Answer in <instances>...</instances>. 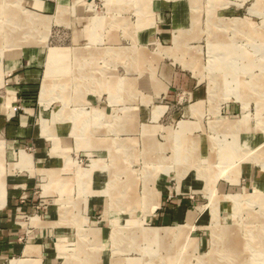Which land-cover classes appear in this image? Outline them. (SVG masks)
I'll return each instance as SVG.
<instances>
[{
  "label": "rangeland",
  "instance_id": "rangeland-1",
  "mask_svg": "<svg viewBox=\"0 0 264 264\" xmlns=\"http://www.w3.org/2000/svg\"><path fill=\"white\" fill-rule=\"evenodd\" d=\"M40 1L48 8L0 0V94L6 57L32 47L42 60L48 47H67L74 59L88 42L101 49L103 83H119L116 98L102 93L98 105L65 101L79 89L62 75L48 103L39 100L40 77L24 91L33 108L104 113L100 132L49 137L53 154L67 161L65 178L46 185L52 219L66 227L54 236L56 264H264V0ZM73 73L94 77L82 64ZM131 114L133 132L112 130ZM89 135L96 143L86 144ZM8 141L0 133L2 185L18 171ZM100 169L109 178L92 190L91 173ZM78 170L88 173L85 191ZM166 199L181 207L177 217L163 213Z\"/></svg>",
  "mask_w": 264,
  "mask_h": 264
},
{
  "label": "crops",
  "instance_id": "crops-1",
  "mask_svg": "<svg viewBox=\"0 0 264 264\" xmlns=\"http://www.w3.org/2000/svg\"><path fill=\"white\" fill-rule=\"evenodd\" d=\"M26 1L41 8L49 6L48 3L40 0ZM168 30V27L162 24L160 36L167 38ZM81 36V38L88 39L92 35L85 34L83 36L82 34ZM88 41L90 40L88 39ZM40 52L42 51L35 47L11 52L2 66L6 85L3 93L0 94V133L9 137V159H15L14 164H18L19 167L17 166L16 173H10L6 177L4 185L0 182V264H30L34 260L37 261V264H56L53 248L54 236H63L66 227L52 219L54 211L50 204V192L46 185L50 181L65 178L59 177V172L67 161L65 156L53 154L52 148L55 147H50L49 137L50 134L58 133L63 140H66L67 137L82 128L88 130V134L100 132L102 129L99 125L104 118L103 111L97 108L85 112L84 110L76 112L73 109L67 111L65 108L55 112L45 108L49 105L44 104L41 108H33L32 103L25 102L27 99L24 97V91H33L40 77L42 88L39 100L48 103L57 93L54 89V81L62 75L63 78L65 77L64 82L74 83L79 89H77L78 94L74 97L70 92L68 96L62 97L65 101H88L96 102L98 105L97 102L101 99L102 93L108 94L106 99L116 98L113 96V91H117L119 84L117 81L111 82V80L103 83L101 74H99L101 64L96 62L97 54L102 53L101 49L90 47L88 42L86 46L80 45L76 48L74 59L69 56L72 51H69L67 47H48L45 60L41 59ZM78 64L87 68L89 74L94 73V77L81 80L74 75V69ZM55 65H63L64 72H59L58 69L53 70ZM68 67L71 72L66 74ZM105 90L107 92H103ZM191 94L193 96V92ZM200 94L198 93V96ZM195 96H197V91L194 92ZM86 119L89 121L94 119V122L87 125L81 123ZM76 120H79L81 124L77 125ZM134 127L135 118L131 114L129 118L112 130H122L129 134L135 130ZM182 132L184 131H181L179 135L181 137H183ZM89 136L88 140L85 139L86 144H91L93 141L96 143L95 138L92 140V136ZM129 139L126 137L122 141H124L123 143L129 142ZM200 144V151L203 153L206 151L205 141L202 140ZM64 146H66L65 143ZM117 163L118 156L114 155L111 164L116 165ZM99 172L104 173L105 179L98 176L101 174ZM77 173H80L77 177L78 185L82 191H85L88 173L86 170H78ZM108 178V173L102 169L93 171L91 173L92 190L100 191L103 184L101 181L108 180ZM62 184L63 182L59 185V190H63L64 185ZM173 203L172 200L166 199L165 203H161V207L163 213L171 211L174 213V217H177L181 207L172 209ZM155 205L158 207L157 201H155ZM64 220H67V217L62 218V221ZM56 242L58 246L61 243L59 240ZM60 248L62 247L58 248L59 254Z\"/></svg>",
  "mask_w": 264,
  "mask_h": 264
},
{
  "label": "bare ground",
  "instance_id": "bare-ground-1",
  "mask_svg": "<svg viewBox=\"0 0 264 264\" xmlns=\"http://www.w3.org/2000/svg\"><path fill=\"white\" fill-rule=\"evenodd\" d=\"M110 171V170H109ZM108 171V172H109ZM255 192V191H254ZM260 194H262V193H260ZM260 194H258V195H260ZM264 195V194H263ZM169 250V249H168ZM60 254L61 255H65V252L63 251V249L62 248H60ZM69 260V259H68ZM70 261V260H69ZM68 264H70V262H67Z\"/></svg>",
  "mask_w": 264,
  "mask_h": 264
}]
</instances>
